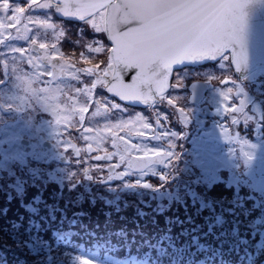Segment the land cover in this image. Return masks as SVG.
<instances>
[{
    "label": "rangeland",
    "instance_id": "1",
    "mask_svg": "<svg viewBox=\"0 0 264 264\" xmlns=\"http://www.w3.org/2000/svg\"><path fill=\"white\" fill-rule=\"evenodd\" d=\"M9 2L11 4L0 0V20L7 18L3 11L7 6L8 11L14 10L19 28L15 29L13 22L10 31L0 36V89L9 83L13 65L25 64L21 49L27 47L23 45L35 41L48 46L51 53L59 52V56H49L51 62L59 58L62 63L48 76L42 74L47 71L40 66L41 58L37 57L33 59L35 67L29 71L35 70L33 73L39 76L42 86L55 89L52 104H65L45 110L0 103V264H45V252L50 247L54 264H61L67 256L75 257L72 264H81L82 260L102 264L103 256L112 248L117 254L125 249H142L144 255L146 247L165 249V244L156 239L160 235L177 248H182V238L187 240L193 250L200 249L210 261L264 264V68L253 69L249 75L255 73V76L247 80L237 75L232 64L225 65L219 60L176 70L171 80L173 88L166 92L170 98L178 99L176 107L187 111L186 122L167 101L159 104L156 100L141 109L134 106L123 109L121 104L124 103L112 98L104 83L96 84L102 75L107 81L104 68L111 60L110 49L101 56L87 49L93 40H102L110 47L106 36L95 34L82 22L57 18L52 0ZM45 51L42 55L47 58ZM99 61L103 63L97 69L95 65ZM88 68H91L90 74L85 72ZM62 69L68 72L64 83L59 78ZM225 75H229L235 85L234 96H230L227 106L231 108L233 103L244 101L241 122L237 126H232L227 113L220 109L219 88L232 87L230 83L221 84ZM198 78L214 84L199 106L189 100L188 88L189 83ZM70 99L81 105L72 106ZM203 103L211 106L210 116L200 113ZM105 104L107 108L101 106ZM154 110L168 116L167 120L161 117L160 126L155 123ZM136 114L147 117V122L152 124L146 136L139 134L145 131L142 128L129 133L117 127V122L133 120ZM20 118L24 121L18 132L15 126ZM224 124L241 133L239 140L248 141L243 151L251 152V159L243 155L235 138H225ZM153 131H168L170 135L164 141H156L151 139ZM25 136L40 145L44 139H50L58 150L27 151L22 155L13 144ZM114 139L116 145L112 143ZM124 143L139 145L140 148L131 152L135 159L126 155ZM87 144H93L91 152L86 150ZM101 145L103 151H97L96 147ZM162 147L174 152L171 159L165 157L157 161L152 152L141 151ZM226 147L234 152L225 154ZM139 153L143 154L139 156ZM146 157L153 159L145 160ZM112 165L114 170H110ZM72 195L73 201L68 202ZM134 198L136 202L132 204L141 211L131 217L132 226L128 231L144 230L146 234L141 240L134 243L120 237L129 244L124 248L118 247L111 236L103 237L105 232H89L95 242L87 248L71 240L92 238L83 227L72 223L82 219L87 225L104 221L105 224L111 222L112 227H120L124 215L118 216V213L131 210L130 205L125 206L123 202ZM137 200L145 201L149 208L138 205ZM8 211L15 213L16 224L11 218H4ZM20 214L24 216L21 218ZM92 219L97 221L91 222ZM42 224L44 227L40 228ZM68 225L72 227L71 234H68ZM10 227L14 228L13 233ZM60 232H65L61 235L65 241L70 240L67 246L58 239ZM136 259L146 262L139 257Z\"/></svg>",
    "mask_w": 264,
    "mask_h": 264
},
{
    "label": "snow or ice",
    "instance_id": "2",
    "mask_svg": "<svg viewBox=\"0 0 264 264\" xmlns=\"http://www.w3.org/2000/svg\"><path fill=\"white\" fill-rule=\"evenodd\" d=\"M57 4L58 10L66 17L75 18L100 36H106L110 43L107 46L102 40H93L87 45L89 52L104 54L106 50L111 51V60L104 68V74L111 78L109 83L102 75L96 84L104 83L110 93L115 94L118 99L124 102L140 100L144 103H152L156 100L159 104L165 103L175 109L180 114L181 119L187 120V111L183 107H176L178 99L170 98L166 89L172 87L169 84V76L173 71V65L177 62L193 61L201 58L222 61L225 65L235 64L239 67L247 62V55L242 47V32L245 23L244 9L248 0H123V4H114L116 9L126 7L121 19L127 21L134 18L139 21L138 26L128 29L126 32H118L113 21V11H110L108 4L112 0H52ZM8 4H11L7 0ZM47 5H45L46 7ZM23 10V9H21ZM7 13L6 20H0V36L10 31L9 26L15 23V29L19 28V21L13 15V11H8L7 6L3 9ZM11 12V15L8 13ZM51 27V25H48ZM130 41H147L145 50L141 54L130 55L127 52V45ZM35 43V41H34ZM42 47L44 45H41ZM55 47V44L52 45ZM25 51V49H21ZM51 57L59 56V52L45 53ZM103 61L96 63L99 69ZM132 65L138 71L131 72V82L123 79V74L129 73ZM86 73L91 72V68L85 69ZM225 72H228L226 69ZM212 79H218L213 77ZM221 84L230 83L232 87L220 90V109L227 113L232 126L239 125L240 117L243 114L244 101L239 104L233 103L231 108L227 106L230 96H234L235 85L229 75H225L220 81ZM107 108V105H101ZM87 111V109H85ZM155 123L161 125V117L164 120L168 116L158 110L153 112ZM246 118V117H245ZM59 121V118H57ZM117 127L121 131L131 132L133 129L142 128L145 131L139 134L146 136L147 131L152 129V124L147 122V117L136 114L133 120L123 123L117 122ZM105 131H113L105 129ZM223 135L226 139L235 138L241 146L243 155L251 159L252 153L243 151V145L247 140H239L241 133L229 129L224 124ZM114 136L117 132L113 133ZM170 133L168 131L156 132L151 135L152 140L164 141ZM124 140V137H122ZM116 145V140L112 141ZM255 147V145H251ZM93 144H87L86 150L92 151ZM140 148L139 145L124 143L123 149L126 155L132 159L131 151ZM171 145L169 144V149ZM97 151H103L102 145L96 147ZM141 151L152 152L154 158L171 159L174 152L162 148H142ZM107 154L106 151H104ZM101 157H97L100 159ZM153 159V158H147ZM81 264H90V261L82 260Z\"/></svg>",
    "mask_w": 264,
    "mask_h": 264
},
{
    "label": "trees",
    "instance_id": "3",
    "mask_svg": "<svg viewBox=\"0 0 264 264\" xmlns=\"http://www.w3.org/2000/svg\"><path fill=\"white\" fill-rule=\"evenodd\" d=\"M10 41H13V40H10ZM250 76H251V78L254 77L255 73L250 75ZM246 77H244V78H246ZM257 77H258V75H257ZM254 79H256V78H254ZM254 133L255 132H253L252 135ZM199 138L202 140L201 136ZM200 142H202V141H200ZM8 145L10 146V144H8ZM5 148L8 149L7 147H5ZM224 149L226 151L225 154H230V153L234 152V149H232L230 147H226ZM157 161H159V160H157ZM31 187H37V186L32 185ZM26 196H29V195L27 194ZM63 199L65 200L64 197H63ZM72 199H73V195L70 196V198L68 199L70 201H68V202L73 201ZM15 200H18V197H15ZM133 202H136L135 198L131 202H123V204L125 206L130 205L131 210H126V211H122L121 213H118V216L124 215L121 219L122 222H121L120 227L119 226L112 227V225H110L111 222H107L105 224L104 221H100L96 225L95 224L87 225L83 219L81 221H79L78 223H74V222H72V223L75 225H79V226L83 227L85 230H87L88 232L86 234L89 236H92L89 232H93L94 234H97L100 232H102V233L105 232L106 235H104L103 237L108 238L111 236V238H113L115 240V242H117L118 247H120V248L127 247V246H129V244H125V239H119L120 237L128 238L129 241L136 243L139 241V239L141 240V238L143 237L144 234H146L144 232V230H140V229H138V232H136V233H131L128 231L131 228L130 226H132V223L130 222V220L132 219L131 217L135 213L141 211L140 209L137 208V206L132 204ZM143 203L145 204L144 206H143ZM137 204L141 205L142 207H145V209L149 208L146 206V205H148V203H146L145 201L137 200ZM6 205H8V204H6ZM159 208H161V207H159ZM43 210H48V209L43 208ZM164 213H165V211L160 212V215H162ZM26 215L28 217V214H26ZM12 216H14L15 218H13ZM23 216H24V214L23 215L20 214L19 217L22 218ZM4 218H11L15 221L13 223H15V224L17 223L16 215L12 211H8L7 214L4 216ZM90 221L95 222L97 220L92 219ZM68 226H70V225H68ZM12 227H10V233H13V231H14V228H12ZM39 227L40 228L44 227V224H42ZM107 227L109 228L108 232L106 230ZM63 233H65V232H63ZM63 233L60 232V234L58 235V239H60V241L64 240V237L61 236ZM71 233H72V227L70 226V228L68 229V234H71ZM152 236H154V235H152ZM96 237L97 236H94V238H96ZM81 239H82V237H80L78 239L71 238L72 241L74 240L75 242H78V244H80L86 248L89 245H91L93 242V236L89 240L81 241ZM156 239H158L160 242L165 244V246H166L165 249L160 248L158 246L157 247H151V249L149 247H146L147 248V254L144 255L142 249H134V250L133 249H129V250L125 249L123 252L117 254L116 249L112 248V250H107L108 255H106V257L108 256L110 258L111 264H224V263H219L217 260H211L210 261L209 257L205 256L202 253V251H200V249L193 250L192 247H190L188 241L183 239V238L181 239V243H180L182 248H177L176 245L173 246L171 243L168 242L167 239L164 238L163 235L158 236ZM151 242H153V240H151L150 243ZM50 245H51V242H50ZM109 247H111V246L109 245ZM52 249L53 248L50 247V250H47L45 252L47 255V262L45 264H54V262H53L54 253L52 252ZM149 250H151V252ZM147 255L149 257H147ZM73 256H75V255H73ZM137 257H139L140 259H142L143 261H146V262H142L139 259H136ZM203 258H205L204 261H200V260H203ZM74 259H75V257L72 258L71 256H69V257L67 256V257H65V261L62 259L63 261L61 264H72L75 262ZM106 262H108V261H106ZM27 264H29V263H27ZM102 264H106V263H104L102 261Z\"/></svg>",
    "mask_w": 264,
    "mask_h": 264
},
{
    "label": "water",
    "instance_id": "4",
    "mask_svg": "<svg viewBox=\"0 0 264 264\" xmlns=\"http://www.w3.org/2000/svg\"><path fill=\"white\" fill-rule=\"evenodd\" d=\"M114 4L121 5L123 4V0H112V2L108 4L109 10L114 12V15L112 16V21L118 32H126L128 29L138 26L139 21L135 20L134 18H130L127 21L122 20L121 16L123 15V12L126 11V7L122 9H116L113 7ZM55 9L60 17L75 19L62 15L57 8V4ZM244 12H245V23L242 32V47L247 55V62L241 64L239 67H237L234 63L232 64V66L236 70L237 75H239L240 77L246 76L253 69L257 67H264V0H248V4L244 9ZM146 42L147 41L128 42L127 45L128 54L130 55L141 54L145 50ZM208 61H216V60L201 58L193 61H185L183 63L177 62L176 65H173V70L183 68L186 66L207 63ZM129 70H130L129 73L123 74V79L126 82H131V72L138 71L139 69L136 68L135 65H132ZM172 75H173V71L169 76V81H168L169 84ZM212 87L213 84L211 82H207L205 80H200V79L193 80L192 82H190L188 86L190 90L189 100L192 103H196V104L200 103L204 99L208 89H211ZM126 103L137 106L147 104L138 99ZM203 109L206 114L210 113L209 105H204Z\"/></svg>",
    "mask_w": 264,
    "mask_h": 264
},
{
    "label": "flooded vegetation",
    "instance_id": "5",
    "mask_svg": "<svg viewBox=\"0 0 264 264\" xmlns=\"http://www.w3.org/2000/svg\"><path fill=\"white\" fill-rule=\"evenodd\" d=\"M52 5H53V2H52ZM55 7L56 6L54 4L52 6V9L54 12L56 11ZM55 15H56V12H55ZM62 43L65 45V42H62ZM23 47H27V48H22V49H25V51H23V57L25 58V64L24 65L27 67L28 70H30L31 68L33 69L35 67L36 61L33 59L37 58V57L41 58L40 66L43 67L47 71V72H43L42 74H46L48 76H52L54 73V69L57 68V65L62 63L61 59H59V58L53 59V61H52L53 63H52L51 57L49 55H46L48 59L42 55L44 50H46L45 53L46 52L51 53L48 46L42 47L40 43H36V42L32 43L31 42L29 44H24ZM44 47L46 49H44ZM31 72H35V70L34 71L32 70ZM173 72H175V69L173 70ZM67 76H68V72L66 70L62 69V74L59 77L62 80V83L67 81ZM106 78H107V81L110 83L111 78L108 76ZM171 80H170V83H171ZM107 91L112 98H114V99L117 98L115 95H113L109 92L108 87H107ZM106 96L108 97V102L112 103V101H110L111 100L110 97L108 95H106ZM70 100H71L72 106L73 105H81V103L76 102L74 99H70ZM119 100L124 103L123 105L121 104V107L123 109L124 108H130L131 109V108H133V106L136 107V109L146 108V107L126 103L121 99H119ZM62 104H65V103H59L57 105L52 104V106L50 108L56 109L58 107V105H62ZM200 113H201V110H200ZM126 114H130V113H126ZM25 119H27V118H25ZM22 120L24 121L23 118H20L18 120L16 126H15V129H17L18 132L21 131V128L23 126ZM13 145L16 146L20 150V153L22 155H25L27 153V151H35L36 153L39 151V153H41V150L44 152H51V151L56 152L58 150V148L54 145V142L50 139H44L40 145V144L36 143V141L33 140L29 136L19 138V140L15 141ZM142 154L143 153H139L138 155L141 156ZM62 159L65 160L66 157H62ZM157 160H158V158H157Z\"/></svg>",
    "mask_w": 264,
    "mask_h": 264
},
{
    "label": "clouds",
    "instance_id": "6",
    "mask_svg": "<svg viewBox=\"0 0 264 264\" xmlns=\"http://www.w3.org/2000/svg\"><path fill=\"white\" fill-rule=\"evenodd\" d=\"M56 16L59 18L57 12ZM54 94V88L42 86L38 75L29 71L22 63L17 62L13 65L9 83L0 89V103L11 102L13 106L17 107L22 104L29 108L47 110L52 106Z\"/></svg>",
    "mask_w": 264,
    "mask_h": 264
},
{
    "label": "bare ground",
    "instance_id": "7",
    "mask_svg": "<svg viewBox=\"0 0 264 264\" xmlns=\"http://www.w3.org/2000/svg\"><path fill=\"white\" fill-rule=\"evenodd\" d=\"M194 66H198V65H194ZM249 78H251V77H250V75L248 74L245 80H247V79H249ZM199 79L202 80V78H199ZM204 80H205V79H204ZM207 82H208V81H207ZM213 87H214V85H213ZM213 87H212V88H213ZM209 90H210V89H208V91H209ZM166 91H167V90H166ZM208 91H207V92H208ZM258 185L261 186L260 183H259ZM77 194H79V192H78ZM80 194H81V193H80ZM80 194H79V195H80ZM114 200H115V199H114ZM72 209H73V210H82V208H73V207H72Z\"/></svg>",
    "mask_w": 264,
    "mask_h": 264
}]
</instances>
